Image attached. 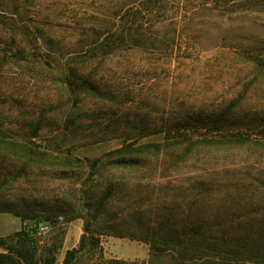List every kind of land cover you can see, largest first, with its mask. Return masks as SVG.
<instances>
[{
	"label": "rangeland",
	"instance_id": "1",
	"mask_svg": "<svg viewBox=\"0 0 264 264\" xmlns=\"http://www.w3.org/2000/svg\"><path fill=\"white\" fill-rule=\"evenodd\" d=\"M133 2L0 0V238L38 223V247H54L57 264L85 234L105 262L147 261L138 236L191 233L205 215L212 251L262 250L241 234L259 152L147 147L178 128L219 122L211 135L223 140L264 124V69L244 59L264 57V0L145 5L138 45L112 49ZM89 248L78 264H107Z\"/></svg>",
	"mask_w": 264,
	"mask_h": 264
},
{
	"label": "trees",
	"instance_id": "2",
	"mask_svg": "<svg viewBox=\"0 0 264 264\" xmlns=\"http://www.w3.org/2000/svg\"><path fill=\"white\" fill-rule=\"evenodd\" d=\"M133 1V3L129 4L130 7L123 13L122 17L125 22V29H127L122 31V33L112 35L113 40L109 45L112 49L117 48L119 50L124 46L138 45L136 36L143 35L142 32H138V29L141 30L143 28L142 23L145 20L143 16L144 6H162V3L166 0ZM244 59L264 69V57L262 58L259 55L248 52L245 54ZM222 128L223 126L219 122H215L214 125L207 128H194L192 130L194 131L193 134L191 132L189 134L180 132L181 128H178L174 130L175 132H169L170 135H166L164 143L150 144L147 148L151 151L160 152L176 146L186 145L185 154H187L199 144L230 145L232 148L242 147L251 149L254 153L259 152L260 157L264 160V124L250 126L237 132H227L223 140L215 139L221 134L211 135V133H216ZM201 132L205 133L204 139L201 140L199 137L195 139V133ZM208 136L212 138H207ZM98 161L96 160L94 163ZM261 167L262 169L257 171L256 176L248 173L249 179L242 185L247 188H244V200H251L245 208L246 215L250 218V221L248 230L241 233L243 242L252 240L253 237L258 241L264 240V165ZM252 192L257 193L259 197L257 198L254 194H251ZM0 212L6 213L7 211L0 210ZM14 214L17 217H21L24 222L33 219L27 215L22 216L18 212ZM226 220L224 216L220 217L218 225L221 226L223 221L226 223ZM214 226V219L203 215L193 223L191 233L184 232L175 237L159 236L153 232H148L143 236H138L140 241L150 246V258L147 261L136 262L120 260L105 262L100 239L92 236L88 237L85 234L82 237L79 248L69 250L62 264H78L80 255L85 252L89 245L91 251L98 253L100 261L107 264H232L234 261H236V264H264V248L262 250L241 251L239 253L228 250L212 251L210 249V232ZM43 231L44 228L38 223H27L13 235L0 238V250H3V252H0V264H57L56 249L54 247H45L43 249L38 247L39 241L37 239Z\"/></svg>",
	"mask_w": 264,
	"mask_h": 264
}]
</instances>
